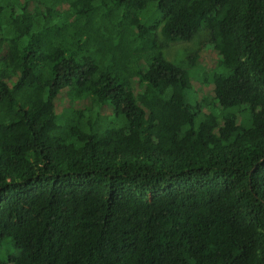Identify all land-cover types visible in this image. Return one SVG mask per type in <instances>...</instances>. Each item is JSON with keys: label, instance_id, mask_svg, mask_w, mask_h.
Segmentation results:
<instances>
[{"label": "trees", "instance_id": "1", "mask_svg": "<svg viewBox=\"0 0 264 264\" xmlns=\"http://www.w3.org/2000/svg\"><path fill=\"white\" fill-rule=\"evenodd\" d=\"M0 264H264V0H0Z\"/></svg>", "mask_w": 264, "mask_h": 264}, {"label": "rangeland", "instance_id": "2", "mask_svg": "<svg viewBox=\"0 0 264 264\" xmlns=\"http://www.w3.org/2000/svg\"><path fill=\"white\" fill-rule=\"evenodd\" d=\"M209 36L205 32L198 33L188 42H163L160 34H157L159 53L168 62L175 66L189 71L193 84L189 96H195L196 90L202 92L210 90L208 77L210 70L214 69L217 63L216 52L208 45Z\"/></svg>", "mask_w": 264, "mask_h": 264}]
</instances>
